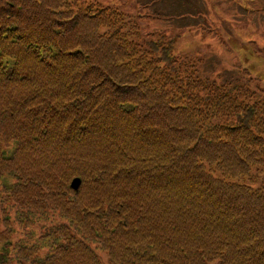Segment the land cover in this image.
Listing matches in <instances>:
<instances>
[{
    "label": "trees",
    "instance_id": "1",
    "mask_svg": "<svg viewBox=\"0 0 264 264\" xmlns=\"http://www.w3.org/2000/svg\"><path fill=\"white\" fill-rule=\"evenodd\" d=\"M176 41L98 0H0V264H264V86Z\"/></svg>",
    "mask_w": 264,
    "mask_h": 264
},
{
    "label": "rangeland",
    "instance_id": "2",
    "mask_svg": "<svg viewBox=\"0 0 264 264\" xmlns=\"http://www.w3.org/2000/svg\"><path fill=\"white\" fill-rule=\"evenodd\" d=\"M98 1L135 16L146 30L177 37L175 51L202 58L206 75L214 73V76L221 74L228 78L231 73L249 71L264 86V0ZM176 7L191 13L181 8L178 11ZM142 14L145 17L139 18ZM4 207L0 204V212ZM24 229L14 230L13 243L19 240L22 243L26 240L27 245L38 242L41 231L37 221L27 228V237ZM40 245L44 247L43 243Z\"/></svg>",
    "mask_w": 264,
    "mask_h": 264
},
{
    "label": "water",
    "instance_id": "3",
    "mask_svg": "<svg viewBox=\"0 0 264 264\" xmlns=\"http://www.w3.org/2000/svg\"><path fill=\"white\" fill-rule=\"evenodd\" d=\"M80 185H81V180L79 178H76L72 183L73 188L76 190L79 189Z\"/></svg>",
    "mask_w": 264,
    "mask_h": 264
}]
</instances>
